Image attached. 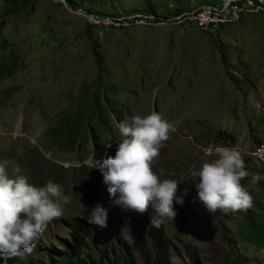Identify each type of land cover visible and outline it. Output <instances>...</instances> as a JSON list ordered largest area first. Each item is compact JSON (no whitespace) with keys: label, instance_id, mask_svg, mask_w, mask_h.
<instances>
[{"label":"rangeland","instance_id":"374dc122","mask_svg":"<svg viewBox=\"0 0 264 264\" xmlns=\"http://www.w3.org/2000/svg\"><path fill=\"white\" fill-rule=\"evenodd\" d=\"M222 1L101 0L72 11L61 0H34L6 20L4 55H18L20 68L0 82V163L9 176L18 168L30 183H58L69 197L37 241L91 239L108 254L153 264L160 240L168 245L163 264H220L225 251L240 264H264V240L260 246L245 242L236 212L209 213L195 199L190 175L215 158L203 151L209 145L236 148L249 173L240 183L264 219V169L252 156L264 144V4L217 32L181 18ZM175 10L184 13L174 16ZM96 15L116 24L87 17ZM103 92L116 118L97 148L91 137L74 153L54 148L47 129L73 115L82 99ZM151 111L175 129L151 167L160 179L176 180L178 194L188 189L182 205L173 204V219L165 217L159 228L149 224L151 207L139 214L110 206L101 173L92 168L95 160L114 155L122 139L119 121ZM252 175L261 179L253 184ZM97 203L109 207L105 228L86 220ZM186 249L195 250L196 263Z\"/></svg>","mask_w":264,"mask_h":264},{"label":"clouds","instance_id":"9594fccd","mask_svg":"<svg viewBox=\"0 0 264 264\" xmlns=\"http://www.w3.org/2000/svg\"><path fill=\"white\" fill-rule=\"evenodd\" d=\"M174 130L173 124L156 111L125 116L118 122L122 139L116 143L114 155L95 160L92 166L101 173L109 205L139 214L151 207L154 215L149 224L153 228H159L165 217L173 219V204L182 205L188 194L187 188L178 194L177 181L160 179L151 167L169 132ZM203 151L215 158L190 172L195 199L209 213L249 209L252 197L240 183L249 175L241 153L223 145H209ZM13 171L17 174L9 176L5 164L0 163V258L4 261L30 253L45 227L62 215L63 206L69 202L58 183L49 180L36 185L26 175L18 174V168ZM259 179V175H252L251 183ZM108 212L109 207L97 203L86 220L105 228Z\"/></svg>","mask_w":264,"mask_h":264},{"label":"trees","instance_id":"16d2710c","mask_svg":"<svg viewBox=\"0 0 264 264\" xmlns=\"http://www.w3.org/2000/svg\"><path fill=\"white\" fill-rule=\"evenodd\" d=\"M34 0H1L0 5V34L4 29L7 19L17 16ZM72 11H83L86 5L98 4L101 0H61ZM146 2L147 0H143ZM220 4H210L219 6ZM261 0H253L254 7L261 8ZM218 4V5H216ZM209 5V6H210ZM208 6V5H205ZM202 7V6H201ZM213 7V6H212ZM199 9V8H197ZM196 9V10H197ZM194 11V10H193ZM191 12V11H190ZM87 13V12H86ZM180 10H175L174 16H180ZM89 14V13H87ZM96 17H100L96 15ZM99 19V18H98ZM6 43L0 40V82L13 77L20 68L18 55L5 56ZM9 95V94H8ZM110 100L103 94H91L82 99L73 115L61 117L57 123L48 128L46 137L54 148L65 153H74L82 149L83 143L87 144L91 137L94 146L96 141L106 136L111 128L115 111L110 107ZM90 132V133H89ZM252 209L237 211L239 235L245 242L260 246L264 241V219L261 218L259 202H252ZM263 241V242H262ZM190 260L196 263L197 257L194 249H186ZM168 254L166 242L157 240L154 244L152 262L163 264ZM232 251L221 254L220 264H240L239 258H232ZM0 264H133L127 255L108 254L103 246L94 240L88 242L76 240L74 244L57 241L45 245L36 241L30 253H22L4 261L0 258Z\"/></svg>","mask_w":264,"mask_h":264},{"label":"bare ground","instance_id":"6f19581e","mask_svg":"<svg viewBox=\"0 0 264 264\" xmlns=\"http://www.w3.org/2000/svg\"><path fill=\"white\" fill-rule=\"evenodd\" d=\"M238 1H241V0H227L221 5L224 6V8H231V4L233 2H238ZM219 6H213V7L206 6L200 9L212 10ZM249 10L250 11L257 10V7H254L253 2H251V8L250 7H238V10H236L230 18L225 19V15H215V21H208V28L210 29V32H217L223 27H225L226 25L230 24L232 21L236 20L238 17H240L241 14H244ZM181 18L187 24L192 25L196 27L197 29L205 32V27L198 22L200 20H203V12H197V11L189 12L187 14L182 15ZM262 154H264V144H260L257 147H255L252 153V156L258 162L260 167L264 169V157L261 156Z\"/></svg>","mask_w":264,"mask_h":264},{"label":"built area","instance_id":"2783aa9c","mask_svg":"<svg viewBox=\"0 0 264 264\" xmlns=\"http://www.w3.org/2000/svg\"><path fill=\"white\" fill-rule=\"evenodd\" d=\"M251 2H253V0H241L238 2H233L231 4V8H224V6L221 5L212 10L198 9L196 10L197 12H203V20H200L198 22L205 27V33H208L210 32V29L208 28V21H215V15H225V19L230 18L232 14L236 10H238V7H250L251 8ZM263 4H264V0H261V5ZM87 17H89L92 22L102 23L105 26L115 23L112 20L98 19L97 17H93V16H87ZM261 156L264 157V154H262Z\"/></svg>","mask_w":264,"mask_h":264}]
</instances>
